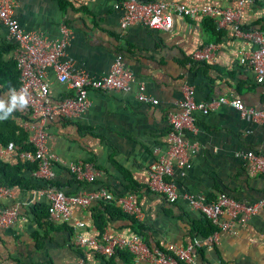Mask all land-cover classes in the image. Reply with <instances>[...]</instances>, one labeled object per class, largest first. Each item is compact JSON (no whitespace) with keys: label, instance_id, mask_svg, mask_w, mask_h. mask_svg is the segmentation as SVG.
I'll return each mask as SVG.
<instances>
[{"label":"crops","instance_id":"1","mask_svg":"<svg viewBox=\"0 0 264 264\" xmlns=\"http://www.w3.org/2000/svg\"><path fill=\"white\" fill-rule=\"evenodd\" d=\"M13 1V14L23 30L56 38L61 23L71 29L64 58L74 68L97 78L119 54L136 81H143L145 92L158 100L157 104L138 101L135 83L129 92L89 89L90 104L85 112L73 120L55 117L47 122L46 147L60 159L54 165V180L61 190L70 193L103 186L113 193L134 192L147 243L167 254H171L167 250L170 245L177 247L192 238H204L208 226L199 211L189 208L182 198L167 204L159 194L149 191L146 168L164 153V116L177 109L183 84L192 86L195 100L233 95L246 107L264 108L261 84L247 64L237 60L240 50L249 51L254 45L209 18L193 21L174 16L172 28L166 33L138 24L121 31L118 22L122 10L115 7L118 0ZM166 1L233 7L238 0ZM241 26L264 35V0H253L245 6ZM5 36L6 29L0 25V42ZM208 43L215 46L211 61L189 59L193 50ZM45 76L52 102L69 94L51 70ZM8 107L22 108L9 102L8 93L0 94V109ZM194 119L197 130L190 139L196 150L189 166L175 167L170 178L178 192L201 195L207 201L225 193L245 205L264 197V175L251 173L243 156L248 151L264 156V127L242 117L228 104H220L206 115L196 112ZM76 160L88 166L93 183L75 180L63 163ZM12 192V197L0 198V205L15 204L24 220L0 228V264H109L107 257L104 261L90 249L73 245L75 231L70 222L44 224L32 215L33 205L44 202L35 188H13ZM102 209L101 204L74 208L71 217L82 220V230L94 235L98 232L93 219ZM129 225L125 218L108 217L102 232L130 234ZM218 239V244L197 252V264H264V202L236 234L220 231ZM112 262L141 264L134 259L127 263L116 256Z\"/></svg>","mask_w":264,"mask_h":264},{"label":"built area","instance_id":"2","mask_svg":"<svg viewBox=\"0 0 264 264\" xmlns=\"http://www.w3.org/2000/svg\"><path fill=\"white\" fill-rule=\"evenodd\" d=\"M115 7L121 8L119 28L121 31L132 25H142L152 30L168 32L173 25L174 16H185L189 20L209 17L217 24L231 29L232 35L241 37L253 49L240 50L237 60L245 63L252 70L253 76L262 86L264 96V35L258 30H247L241 26V16L245 6L253 0H238L233 7H221L215 4H200L186 6L181 3H170L166 0H118ZM13 0H0V25L6 29L5 38L12 42L11 58L17 69L19 84L8 92L9 102L13 105V97L21 95L27 101L21 105L18 100L15 105L27 110L28 120L21 125L26 135L30 149L17 150L8 143L0 145V159L4 161L29 162L34 165L31 174L47 184L35 189L38 196L47 204V220L52 223L70 222L74 235L72 243L77 248L90 249L94 253L110 257L115 251L125 249L130 252L136 263L141 264H197V252L202 247L218 244V234L226 231L232 234L244 226L249 216H252L263 204L264 197L252 204H243L225 193H219L212 201H207L201 195L180 194L170 179L174 168L189 166V158L196 150L195 142L190 137L196 134L195 113L206 115L220 104H228L239 111L242 117L252 120L264 127V108L246 107L233 95L211 98L207 101L195 100L193 88L183 84L182 99L175 111H167L165 120L164 153L153 160L146 168V187L149 191L159 194L167 204H174L182 198L189 208L199 211L215 228L202 239L192 238L185 245L167 247L171 254H166L157 248L148 247L142 236L130 233L120 234L102 232L101 235H90L82 229L84 223L80 219H72L74 208L83 209L100 201L111 202L118 209L140 221L141 208L136 195L132 191L117 195L108 188L100 186L95 190H80L65 193L50 184L55 178L54 165L60 159L46 147V124L55 117L73 120L85 112L90 104L88 90H115L129 92L133 84L135 98L144 103L157 104L158 100L145 92L143 81H136L135 76L125 65L122 57L116 54L107 71L95 78L86 72L76 69L64 58L67 41L72 37L71 29L65 24L59 25V36L48 38L39 31L23 30L13 14ZM215 46L208 43L196 48L189 54L192 61H211ZM51 70L53 77L69 89V94L59 101L52 102L49 94V83L46 71ZM244 159L250 165L251 173L264 175V156L248 151ZM67 170L76 180L94 182L88 166L79 160L63 162ZM15 187L0 184V198L12 197ZM24 217L15 204L0 205V228L10 227ZM77 264H83L79 261Z\"/></svg>","mask_w":264,"mask_h":264},{"label":"trees","instance_id":"3","mask_svg":"<svg viewBox=\"0 0 264 264\" xmlns=\"http://www.w3.org/2000/svg\"><path fill=\"white\" fill-rule=\"evenodd\" d=\"M147 1H151V0H147ZM202 18H209V17H202ZM12 48H13L12 42L7 40L6 38L0 42V94L3 95L7 94L10 90L17 87L19 84V81L17 80L18 72L17 69L15 68V63L11 58ZM201 62L202 61H199L198 63ZM9 108L11 107H8L3 110L0 109V145H6L8 143H11L18 151L23 149H30V145L26 141L27 133L24 130L22 131L21 128L22 123L28 120L26 114L27 110L24 107L21 108V110H19L17 107H13L11 108L12 109L11 112H9L8 111ZM33 169H34V165L29 162L22 163L19 161L18 162L4 161L0 159V184L6 186H12L18 190L34 189V188L36 189L38 187L45 186L47 184L46 182L32 176L31 171ZM73 178L75 179L74 176ZM80 182H84V181H80ZM80 182L79 185H82ZM50 184L53 185L55 188L62 189L55 180L50 182ZM130 189H134V188L130 187ZM115 194L120 195L121 193H115ZM100 204L103 205V209L93 219V224L98 232V235H101L103 231L102 226H104L105 220L108 219V217L109 219L125 218L129 222L130 224L129 228L132 230V232L141 235L145 244L148 247H150L149 244L147 243L145 228L139 221L121 212L118 209V207H116L111 202L100 201L96 203V205H100ZM30 212L32 213V215H35V217L40 221H42L44 224L45 223L52 224V222L47 220L46 203L44 202L35 203L31 208ZM104 215H107L108 217L105 218ZM203 218L205 225L208 226L207 233L202 234L205 237L207 234L215 230V228L205 217ZM160 251L163 252L165 250H160ZM114 256L123 259V261L127 263H130V261L133 260L132 254L125 249L115 251V253L112 256L107 257L109 261L106 260L105 259L106 257H104L103 255L101 256V258L104 261H108L109 264H113L112 259Z\"/></svg>","mask_w":264,"mask_h":264},{"label":"clouds","instance_id":"4","mask_svg":"<svg viewBox=\"0 0 264 264\" xmlns=\"http://www.w3.org/2000/svg\"><path fill=\"white\" fill-rule=\"evenodd\" d=\"M17 100H18V102L21 104V105H25L26 103H27V101L24 99V96L23 95H21L19 98H17V97H13V106H15V103L17 102ZM11 108H9L8 109V111L9 112H11Z\"/></svg>","mask_w":264,"mask_h":264}]
</instances>
